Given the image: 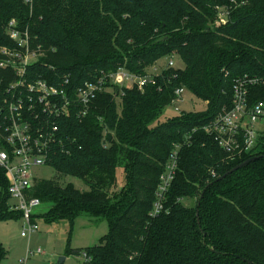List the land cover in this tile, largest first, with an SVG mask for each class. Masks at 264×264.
<instances>
[{
    "label": "trees",
    "instance_id": "1",
    "mask_svg": "<svg viewBox=\"0 0 264 264\" xmlns=\"http://www.w3.org/2000/svg\"><path fill=\"white\" fill-rule=\"evenodd\" d=\"M12 19L44 53L27 72H58L76 84L120 66L141 75L155 67L164 72L143 91L99 93L87 116L63 121L62 144L50 156L56 174L36 178L31 194L51 204L47 222L71 224L86 214L110 227L98 244L69 246L66 254L86 253L82 264H264V130L232 159L204 129L231 106L240 78L257 77L249 103L264 101V0H0V49L14 45L6 34ZM174 55L184 68L168 65ZM8 72L15 71L0 69V103L13 78ZM177 87L209 102L207 110L162 121ZM176 145V178L164 211L154 216L156 189ZM253 156L259 157L218 179ZM7 188L0 169V221L21 214L9 209ZM190 197L196 201L186 205ZM7 256L0 240V264Z\"/></svg>",
    "mask_w": 264,
    "mask_h": 264
},
{
    "label": "built area",
    "instance_id": "2",
    "mask_svg": "<svg viewBox=\"0 0 264 264\" xmlns=\"http://www.w3.org/2000/svg\"><path fill=\"white\" fill-rule=\"evenodd\" d=\"M25 1L32 3V0ZM6 34L14 45L1 47L0 69L15 72H8L13 78L8 81L0 103V169L8 180L9 209L21 213L20 219L25 224L21 235L30 238L39 229L34 215L42 203L31 194L37 178L34 169L50 165L55 145L62 144L59 133L63 121L72 116H87L99 93L115 87L119 88L120 96L125 89L133 87L143 91L149 85H158V78L163 77L164 72L155 67L141 75L120 66L115 71L100 72L81 84L72 82L69 75L60 77L58 72L39 76L38 72H27L29 66L39 62L44 54L40 46L33 47L34 39L29 30L22 29L18 21L12 19ZM168 65L174 67L173 57L168 59ZM257 83V77L238 79L231 106L223 107L204 127L232 159L255 145L256 125L264 119V101L249 103L250 87ZM185 92V87H177L174 91L170 105L175 106L176 111L185 101ZM179 150L180 146L176 145L163 169L155 193L154 216L164 211L167 192L178 170ZM42 253L41 249L27 251V257ZM83 256L87 260V254L83 253Z\"/></svg>",
    "mask_w": 264,
    "mask_h": 264
},
{
    "label": "rangeland",
    "instance_id": "3",
    "mask_svg": "<svg viewBox=\"0 0 264 264\" xmlns=\"http://www.w3.org/2000/svg\"><path fill=\"white\" fill-rule=\"evenodd\" d=\"M175 67L184 68V63L177 56H173ZM166 61V60H165ZM185 101L178 105L179 111L175 106L168 105L161 116L162 121L177 116L180 112H190V114L201 113L207 110L208 103L193 95L189 90L184 94ZM256 130H264V119L256 125ZM35 170V176L38 179H50L56 174L50 165H42ZM118 190L122 185V171L117 168ZM76 186H82L81 181L71 180ZM61 182L65 185L68 182L63 178ZM186 205L195 203V198H184L182 200ZM12 202L15 200L12 199ZM51 204L42 202L35 209L39 217L36 218L39 229L32 236L24 237L21 235L24 221L20 218H11L0 221V240L5 245L8 256L1 264H82L84 261L83 254L72 255L66 254L67 248L82 249L98 244L101 237L109 233V225L106 220L95 221L88 215L78 216L73 223L67 220L58 222H47L43 217L49 211ZM42 250V254L30 255L27 257V251ZM65 258L64 261L61 259Z\"/></svg>",
    "mask_w": 264,
    "mask_h": 264
},
{
    "label": "water",
    "instance_id": "4",
    "mask_svg": "<svg viewBox=\"0 0 264 264\" xmlns=\"http://www.w3.org/2000/svg\"><path fill=\"white\" fill-rule=\"evenodd\" d=\"M258 157H259V156H253V158L250 157L249 159H247V160H245V161L239 163V164L236 165L235 167L231 168L229 171L225 172V173H224L222 176H220L218 179H221V178L225 177L226 175H228V174H230V173L236 171L237 169L241 168L242 166H244V165H246V164H248V163H250V162L256 160ZM204 191H205V190H204ZM203 193H204V192H203ZM203 193H202V195H203ZM64 259H65V258H62L61 260L64 261Z\"/></svg>",
    "mask_w": 264,
    "mask_h": 264
}]
</instances>
